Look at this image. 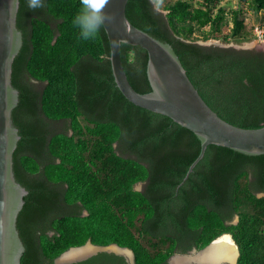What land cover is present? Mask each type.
<instances>
[{"label": "trees", "instance_id": "obj_1", "mask_svg": "<svg viewBox=\"0 0 264 264\" xmlns=\"http://www.w3.org/2000/svg\"><path fill=\"white\" fill-rule=\"evenodd\" d=\"M238 1H253L252 9L264 12V0ZM79 10L80 0H44L36 10L20 0L23 46L12 83L21 136L14 173L28 190L17 225L25 246L21 264H56L89 240L131 249L136 264H168L176 253L203 249L223 234L239 247L238 264H264V155L210 145L185 180L200 139L126 99L115 83L104 27L94 40H82L72 23ZM242 13L234 0L127 5L133 25L174 48L221 118L256 129L264 126V51L197 42L227 25L232 29L223 41L254 40ZM121 58L133 88L150 92L147 51L122 44ZM73 264L128 263L102 252Z\"/></svg>", "mask_w": 264, "mask_h": 264}, {"label": "water", "instance_id": "obj_2", "mask_svg": "<svg viewBox=\"0 0 264 264\" xmlns=\"http://www.w3.org/2000/svg\"><path fill=\"white\" fill-rule=\"evenodd\" d=\"M128 2L129 0H110L106 8L113 16V20L107 23L104 29L110 43V61L115 83L126 99L134 105L169 117L200 139L201 151L190 166L185 180L203 159L210 145L226 147L249 156L264 155V126L256 129L242 128L221 118L202 98L174 48L130 22L127 17ZM19 8L20 0H0V264H21L25 252L17 225L28 190L16 180L13 159L21 138L13 121V111L19 103V91L12 83L13 63L23 46V34L17 26ZM122 44L140 46L147 51L150 92L140 93L131 85L121 58ZM237 222L238 217L233 223ZM225 235L230 236L235 243L230 234L222 236ZM222 236L203 249L195 247L186 254H175L168 263L173 264L172 260L176 257L194 258L207 253ZM89 245L93 247V253L73 260H64L70 251ZM235 245L237 256L234 262L201 264H238L240 251L236 243ZM102 252L122 256L128 264H136L135 254L131 249L117 244L98 246L90 240L83 246L65 251L55 263H78ZM187 264L200 263L190 259Z\"/></svg>", "mask_w": 264, "mask_h": 264}, {"label": "clouds", "instance_id": "obj_3", "mask_svg": "<svg viewBox=\"0 0 264 264\" xmlns=\"http://www.w3.org/2000/svg\"><path fill=\"white\" fill-rule=\"evenodd\" d=\"M26 2L31 10L44 7V0H26ZM109 3L110 0H80V10L72 23L79 29V37L82 40H94L100 30L113 20V16L106 11ZM154 3L159 6L163 0H154Z\"/></svg>", "mask_w": 264, "mask_h": 264}, {"label": "rangeland", "instance_id": "obj_4", "mask_svg": "<svg viewBox=\"0 0 264 264\" xmlns=\"http://www.w3.org/2000/svg\"><path fill=\"white\" fill-rule=\"evenodd\" d=\"M203 0H194V4L196 6H201ZM222 2V0H220ZM236 3V7L237 8H241L243 10V17L246 20L247 23V29L248 31L251 30V28L253 26H255L257 23H260L263 21L264 19V12H259L256 10H253L252 7V2L253 1H248V4H244V3H239L238 0H234ZM245 2V1H242ZM220 5L222 6L223 4L220 3ZM258 20H262V21H258ZM232 29V25H227L226 27H223V32L222 33H215V35L218 36H211L210 39H204L202 37H200L198 35V38H200L199 41H197L199 44L205 45V46H220V47H238V48H243V49H250V50H257V51H263L264 50V44L258 43L255 40L253 41H245V40H234V41H230V42H225L223 41L221 38L222 34L224 35V33H229ZM62 129L58 128L56 131L60 132ZM63 131V130H62ZM71 134V131H70ZM135 188L139 191L142 190L143 188V183H139L135 186ZM261 196V195H259ZM86 214V213H85ZM237 221V217H235L234 222Z\"/></svg>", "mask_w": 264, "mask_h": 264}, {"label": "bare ground", "instance_id": "obj_5", "mask_svg": "<svg viewBox=\"0 0 264 264\" xmlns=\"http://www.w3.org/2000/svg\"><path fill=\"white\" fill-rule=\"evenodd\" d=\"M112 249L119 251L117 248L112 247ZM94 249L90 245L82 249L72 250L67 255H65L64 260H73L90 253H93ZM123 252V251H121ZM237 256V247L232 241L231 237L228 235L219 238L211 250L207 253H202L196 257H176L172 260L173 264H187L190 259L196 260L198 263H219V262H234Z\"/></svg>", "mask_w": 264, "mask_h": 264}, {"label": "built area", "instance_id": "obj_6", "mask_svg": "<svg viewBox=\"0 0 264 264\" xmlns=\"http://www.w3.org/2000/svg\"><path fill=\"white\" fill-rule=\"evenodd\" d=\"M255 41L264 44V21L251 28Z\"/></svg>", "mask_w": 264, "mask_h": 264}, {"label": "flooded vegetation", "instance_id": "obj_7", "mask_svg": "<svg viewBox=\"0 0 264 264\" xmlns=\"http://www.w3.org/2000/svg\"><path fill=\"white\" fill-rule=\"evenodd\" d=\"M58 126H59V125H58ZM263 194H264V193H263ZM263 194H262V195H263ZM234 219H235V218H234ZM233 222H234V220L232 221V223H233ZM190 251H191V250H190ZM176 254H179V253H176ZM125 260H126V259H125ZM81 262H82V261H81ZM168 264H169V263H168Z\"/></svg>", "mask_w": 264, "mask_h": 264}]
</instances>
